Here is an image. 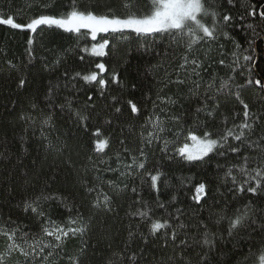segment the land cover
<instances>
[{
    "label": "trees",
    "instance_id": "trees-1",
    "mask_svg": "<svg viewBox=\"0 0 264 264\" xmlns=\"http://www.w3.org/2000/svg\"><path fill=\"white\" fill-rule=\"evenodd\" d=\"M31 2L0 0V12L14 15L17 23L27 24L41 14L59 16L67 13L73 5V0H37L38 5L51 4V7L34 5L29 8L27 5ZM123 3L124 0H75L80 10L95 5L97 12H103L107 6L117 15L125 13ZM220 3L223 11L233 19L223 22L227 24L224 31L228 36H221L212 43L209 55L215 60L223 58L225 64H212L202 76L207 83L215 73V88H219L221 80H227L228 87L216 93L219 110L214 117L206 118L205 113L200 114L199 119L206 120V128L197 131V135H202L205 130L221 134L225 127L243 121V106L231 94L240 91L250 110L260 116L255 133L250 137L255 140L264 131V91L254 83L257 79L264 83V17L260 15L264 0H244L246 8L241 7V0H234L232 5H227L226 0H220ZM249 12L255 14L249 15ZM208 23H212L211 18ZM30 37L31 45L28 44ZM103 39L110 41L105 48L106 55L97 56L84 51ZM142 43L147 47L141 48ZM207 47L202 46L201 51ZM29 49L32 50L31 56ZM166 49L169 57L173 53L177 56L171 66L165 62ZM182 51L170 35L163 33L141 36L132 31H124L123 35L109 32L101 33L93 41L87 30L75 33L56 26L39 25L36 31H32L0 25V225L9 231L20 227L30 233L28 239L31 240L34 234L41 232L44 219L50 218L57 226L67 225L69 216L76 215L75 210L69 212V208L79 209L90 225V230L68 238L63 251L54 250L47 264H72L69 257L75 258L77 264H107L108 260L116 259L114 253L119 254L124 264H128L127 257L132 253L136 254V260L131 264H184L185 259L196 260L197 254L203 255L207 251V246L196 243L203 231V228H197L201 221L217 234L215 248L208 256L209 264H241L245 256L248 257L246 264H259L260 233L251 240L248 239L249 233L243 230L229 237L228 220L217 223L218 215L226 213L232 217L236 209H242L249 201L264 208V188L255 195L245 191L233 196L229 192L233 187L231 178L225 176L231 165L242 162L245 153L257 155V152L244 148L238 154L228 152L221 156L214 150L203 160L192 161L177 154L175 149L184 143L190 144L185 137L188 127L193 124L194 110L201 103L199 98L187 95V87L180 88L185 94L180 101L168 106L169 111L184 114L183 136L167 148L163 140H153L151 144L143 145L145 157L139 155L141 133L151 130L146 121L154 111L152 101L162 87L160 81L164 76V68L153 71L152 66L164 62L175 79L173 69ZM234 61L237 62L235 71L232 70ZM98 63H104L106 67V72L99 74L108 81L103 94L97 82L86 83L73 78L77 72L99 73L95 67ZM211 63L208 60L205 66ZM113 72L118 73L119 84L111 81ZM20 79L25 80L22 87L19 86ZM245 81L253 83L246 84ZM50 85L53 87L51 96ZM236 85H244L243 90L237 89ZM200 91H204L203 87ZM176 92V85H169L165 90V94L174 99ZM89 95L93 107L84 110ZM114 96L118 97V104L113 101ZM129 99L137 103L138 114L131 113L126 103ZM67 100L73 102L71 109L65 104ZM53 105L65 106L61 110ZM115 107H121L122 112L115 113ZM75 109H81L89 116L85 124H80L72 115ZM234 113L238 114L235 119ZM49 115L51 120L44 124ZM224 117H227L226 122ZM106 121H111L110 125ZM179 127L168 125L169 131L162 134L163 138L175 139L173 133ZM97 128L100 129L99 137L93 135ZM105 138L109 140L108 147L103 152H96L94 141ZM229 143L235 146L237 142L230 138ZM133 157L137 162L143 160L146 167L142 170L135 166L127 168L133 164ZM257 166L259 160L249 164V167ZM156 170L163 176L154 190L150 177L145 174H155ZM235 175L237 182L244 179L239 172ZM109 181L116 185V189L109 185ZM202 182L207 194H201V201L197 203L193 197ZM97 184L102 185L104 192L113 194L112 203L107 208L91 207L97 193H90L87 189ZM39 195L59 196L64 202L61 199L41 201L40 210L45 216L40 217L24 206L25 201L34 200ZM160 204L164 207L161 208ZM145 205L151 219L132 215L145 210ZM156 219H168L173 228L181 222L186 227L179 230L173 244L172 228L150 234L151 222ZM130 231L134 233L131 240ZM181 240L186 244L181 245ZM8 243L7 238L0 235V252ZM4 264H24V257L13 252L5 257Z\"/></svg>",
    "mask_w": 264,
    "mask_h": 264
},
{
    "label": "snow or ice",
    "instance_id": "snow-or-ice-1",
    "mask_svg": "<svg viewBox=\"0 0 264 264\" xmlns=\"http://www.w3.org/2000/svg\"><path fill=\"white\" fill-rule=\"evenodd\" d=\"M227 5H232L234 0H226ZM34 5L42 6L45 8L51 7V4L38 5L37 0H32L28 3V7L31 8ZM122 7L125 9L123 15H117L115 11L105 6L103 12H97L95 10V5H89L83 10L77 8L75 0H73V5L71 10L67 13H63L59 16L57 15H39L36 18H32L27 24H21L15 22L16 17L12 14L0 12V25L11 26L15 29H29L36 31L38 25H49L57 26L58 28L64 29L66 31H71L75 33H80L81 29H87L93 41L96 40L98 33H120L123 35L124 30H131L132 32L139 34L141 36H147L152 33H163L168 34L172 37L173 43L176 44L178 48H182L183 51L178 57L177 66L173 69L175 73V79L172 78V73H170L167 68H165V63L162 62L160 65H153L152 70L157 71L160 68H164V76L162 77L160 83L162 87L159 89L156 99L152 101L154 111L150 113L146 124L151 126V130L146 133L142 131L141 142L142 146L139 150L140 157H145L144 144H151L153 140H163L164 147L167 148L169 145H174L181 136L184 134V124L182 123L184 119V114H177L174 111H169L168 106L176 105L182 96L185 94L180 92L181 87H187V95L195 96L201 100V103L194 110V120L193 124L188 127L187 136L185 140L191 141V144L184 143L182 147L175 149V152L182 156L184 159L192 160H203L209 153L216 150L219 155L224 156L228 152L238 154L244 148L249 150H255L257 155H249L245 153L242 162L239 164L231 165L225 173V176L231 178L233 187L229 189V192L235 196L237 193L245 192L251 193L253 195L257 194L262 188H264V131L257 135L255 140L250 139V137L255 133L256 127L259 124L260 116L253 113L249 104L246 103L241 98L240 91L231 93L243 106V121L239 124L233 123L231 127H225V130L221 134L213 133L210 131H203L202 135H197V131L201 128H206V120L201 121L199 116L201 113L206 114L207 117H214L215 112L219 110V104L215 102L216 93L228 87L227 80H221L219 88H215L217 76L213 73L208 82H204V77L202 72H207L212 64L218 63L219 65H224L225 60L223 58L215 60L209 54L212 51L211 44L216 42L218 38L227 37L228 32L224 31L227 27L226 23L233 19V17L223 11V4L220 0H124ZM241 7H247L244 0H241ZM249 15H254V12H249ZM261 17H264V9L260 11ZM6 17V18H5ZM211 18L212 23H208V19ZM251 27V25H249ZM126 38V37H125ZM33 43L31 37L28 40V44ZM110 41L108 39H103L100 43H94L91 47V52L97 56H104L105 48L108 47ZM208 45L207 49L201 51L202 46ZM141 48H146L145 44H140ZM223 47L222 45L220 46ZM239 47V45H237ZM88 51V49H84ZM29 55H32V50L29 49ZM82 58V57H81ZM165 62L171 66L177 61V56L173 53L169 57L168 50L164 53ZM249 59V57H245ZM211 60L212 63L208 64L206 62ZM237 62H233L232 70L235 71ZM99 73L92 71L89 74H81L79 72L74 74L73 78H80L84 82H97L101 89V94H103V89L107 86L108 81L102 78L99 74L106 72V67L104 63H98L95 65ZM67 76V73H65ZM111 81L113 83L119 84V76L117 72L111 74ZM246 84L253 83L252 81H245ZM255 85L260 86V89L264 91V83L260 79H257ZM25 80L20 79L19 86H24ZM169 85H176L177 92L173 95H166L165 90ZM135 87V85H133ZM203 87L204 91L201 92L200 89ZM244 85H236L237 89L243 90ZM53 93V87H49V95ZM115 103H119L118 97H112ZM92 96H88L87 102H85L84 110L93 107L91 105ZM72 101L67 100L65 104L69 109L72 108ZM127 106L130 108L132 114H138L140 108H138L137 103L129 99L126 101ZM65 105H53V107H59L63 110ZM33 108L36 107L35 104L32 105ZM115 113L119 114L122 112L121 107H115ZM72 115L80 124H85L89 119V116L83 114V110L75 109ZM237 113L233 114V119H235ZM24 119L25 117H21ZM51 120V115L46 117L43 121L44 124H48ZM225 122L227 117H224ZM110 125L111 121H106ZM180 125L178 129L173 133L175 139L167 140L163 138L164 133L169 131L168 125ZM86 126V125H85ZM94 136L99 137L100 129L97 128L93 133ZM215 136V138H213ZM237 142L235 146L229 143V139ZM124 141H121L123 144ZM109 145V140L97 139L94 141V150L96 152H103ZM51 147V144H49ZM127 152L128 150L125 149ZM119 158V153H117ZM259 160V166L249 167V164L253 161ZM99 163L103 164L104 161ZM133 166L139 169H144L146 164L141 160L137 162L136 158L133 157V164L127 165V168H132ZM95 167V165H94ZM111 170V169H109ZM235 172H239L243 175L244 179L241 182H237ZM130 175V173H128ZM146 176L151 179L152 189H157V181L163 176V173L156 170L155 174L151 172L146 173ZM109 185L116 189V185L109 181ZM88 192H96V199L92 201L91 207L93 209L97 208H107L111 205L113 200V194L104 192L102 185L97 184L91 188L87 189ZM133 192L136 191L135 188L132 189ZM210 191V189H209ZM219 192V188H217ZM197 195L193 197L199 203L201 201V194L206 195V185L205 183H200L196 188ZM50 199H61L64 202V198L59 196H44L39 195L34 200L25 201V209H31L38 216L44 217L45 213L40 210V202ZM175 199V197H173ZM218 203V202H217ZM161 208L164 207L163 204L159 205ZM147 205H145V210H138L132 215H138L142 218H149V211L146 210ZM69 212L75 210V216H69L67 225L57 226L56 222L50 218L44 219V224L39 234H34L31 240L28 239L30 233L24 232L20 227H13L11 230H5L3 225H0V235L7 238L9 242L7 247L3 252H0V264H4L5 257L10 256L13 252H18L24 257V264H47L50 258L54 255V250L63 251V245L65 241L74 237L77 234H83L84 232L90 230V225L86 222L85 217L80 213L79 209L69 208ZM224 211L223 209L221 210ZM90 219V218H89ZM228 220L227 234L229 237H233L238 234L241 230L247 231L249 233L248 239L251 240L256 233H260L261 237V255L259 256V264H264V208L257 207L252 201L243 205L242 209H236L235 214L232 217L227 216L226 213L223 215H218L217 223L220 220ZM10 223L15 224V221H10ZM72 225H79L78 227ZM186 227L182 222L178 224L177 227L173 228L172 224L168 219L152 220L149 232L152 235L157 234L158 230L172 228L171 232V242L174 244L179 236V230ZM197 228H203L200 233L201 239L196 243L202 246H207V251L203 255L197 254L198 259L193 260L191 258L185 259L184 264H209L208 256L212 249L215 248V238L216 233L211 232L207 224L201 221L197 225ZM129 239L134 238V233H128ZM47 238H52L48 240ZM143 238V237H142ZM47 241V242H46ZM167 243V241H166ZM181 245H185L186 241L181 240ZM127 249H125V252ZM83 253V249L81 250ZM116 259L108 260L107 264H124L123 260L119 259V254H113ZM247 256L243 258L241 264H246ZM72 264H77V261L73 257H69ZM171 259V258H169ZM128 264L136 260V254L132 253L131 256L127 257Z\"/></svg>",
    "mask_w": 264,
    "mask_h": 264
},
{
    "label": "rangeland",
    "instance_id": "rangeland-1",
    "mask_svg": "<svg viewBox=\"0 0 264 264\" xmlns=\"http://www.w3.org/2000/svg\"><path fill=\"white\" fill-rule=\"evenodd\" d=\"M39 26V25H38ZM52 26H54V25H52ZM57 27V26H56ZM81 30H87V29H81ZM88 31V30H87ZM124 31H131V30H124ZM90 33V32H89ZM101 33H98L97 34V37L100 35ZM91 35V34H90ZM98 43H100V42H98ZM91 47H92V45L91 46H89L87 49H88V53H90V54H93L92 52H91ZM93 55H95V54H93ZM190 144H191V141H190Z\"/></svg>",
    "mask_w": 264,
    "mask_h": 264
}]
</instances>
